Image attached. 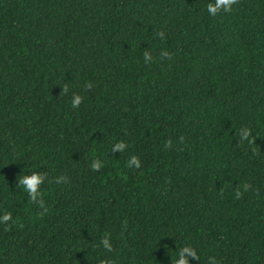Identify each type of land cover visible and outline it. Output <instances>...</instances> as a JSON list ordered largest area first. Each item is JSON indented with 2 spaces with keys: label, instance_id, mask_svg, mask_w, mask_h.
Wrapping results in <instances>:
<instances>
[{
  "label": "trees",
  "instance_id": "16d2710c",
  "mask_svg": "<svg viewBox=\"0 0 264 264\" xmlns=\"http://www.w3.org/2000/svg\"><path fill=\"white\" fill-rule=\"evenodd\" d=\"M213 2L0 0V216L19 221L0 264H175L188 245L190 264H264V0ZM34 171L69 178L45 180L44 216L18 184Z\"/></svg>",
  "mask_w": 264,
  "mask_h": 264
},
{
  "label": "clouds",
  "instance_id": "9594fccd",
  "mask_svg": "<svg viewBox=\"0 0 264 264\" xmlns=\"http://www.w3.org/2000/svg\"><path fill=\"white\" fill-rule=\"evenodd\" d=\"M239 3V0H214L213 3H208L206 5L207 11L210 16L216 17L221 15V13H231L233 11V5H236ZM164 32H158L157 35L161 38L164 37ZM144 56V62L145 64H152L155 60L152 53L149 51H145L143 53ZM160 59H172V54L168 51L164 50L160 52ZM93 87L91 83H87L85 85L86 90H90ZM68 92L67 85L64 86L63 93ZM84 97L79 94H74L72 98V107L78 108L83 103ZM239 137H240V143L243 144L245 141H247L249 144L254 143L255 139L252 135V132L249 128L243 127L239 130ZM184 142V137H180V143ZM172 140L169 139L165 143V148L169 149L172 147ZM128 145L121 141L119 143H116L112 150H119L121 152H124L127 149ZM104 163L100 159H95L91 163V168L93 171H99L102 167H104ZM133 166H135L136 169H140L142 164L139 157L133 155L131 158L128 159L127 167L129 169H132ZM45 180H48L49 183H54L56 185L61 184H68L69 178L66 176H59L57 178L50 179L47 173L44 172H32L31 174L27 175H20L18 177V184L20 186V189L23 190L24 193L27 194L30 202L33 204H36L41 209L40 216H44L48 213L49 208L46 206L45 202V191L43 190V185ZM252 186L251 184L245 183L240 188L236 190V199L242 198L243 194L245 192H248L251 190ZM258 191V190H257ZM223 193H221L222 195ZM11 222V223H10ZM0 223L6 225L7 228L13 227L16 224L19 223V221L14 220L13 215L11 212H5L2 216H0ZM126 224V222H125ZM102 247L107 250L108 252L113 251V245L111 243V234H106L102 240H101ZM190 258L195 259L196 261H200V256L198 254V251L196 248L188 245L184 246L179 249L178 252V258L175 261V264H190ZM101 264H114L112 260H104L101 261ZM208 264H220L219 261L216 260L215 257H209L208 258Z\"/></svg>",
  "mask_w": 264,
  "mask_h": 264
}]
</instances>
